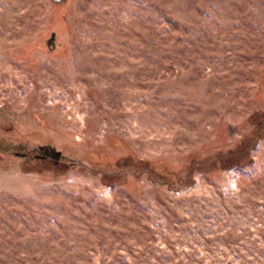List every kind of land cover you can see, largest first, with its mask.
Instances as JSON below:
<instances>
[{
    "label": "rangeland",
    "instance_id": "obj_1",
    "mask_svg": "<svg viewBox=\"0 0 264 264\" xmlns=\"http://www.w3.org/2000/svg\"><path fill=\"white\" fill-rule=\"evenodd\" d=\"M263 131L264 0H0V264H264Z\"/></svg>",
    "mask_w": 264,
    "mask_h": 264
},
{
    "label": "water",
    "instance_id": "obj_2",
    "mask_svg": "<svg viewBox=\"0 0 264 264\" xmlns=\"http://www.w3.org/2000/svg\"><path fill=\"white\" fill-rule=\"evenodd\" d=\"M53 39H54V37L51 36V38L49 39L48 43H53Z\"/></svg>",
    "mask_w": 264,
    "mask_h": 264
},
{
    "label": "trees",
    "instance_id": "obj_3",
    "mask_svg": "<svg viewBox=\"0 0 264 264\" xmlns=\"http://www.w3.org/2000/svg\"><path fill=\"white\" fill-rule=\"evenodd\" d=\"M263 133H264V131H263Z\"/></svg>",
    "mask_w": 264,
    "mask_h": 264
}]
</instances>
